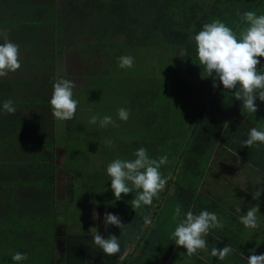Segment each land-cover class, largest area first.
<instances>
[{"label":"trees","instance_id":"1","mask_svg":"<svg viewBox=\"0 0 264 264\" xmlns=\"http://www.w3.org/2000/svg\"><path fill=\"white\" fill-rule=\"evenodd\" d=\"M217 4L210 0H0V5L7 7H25V20L17 16V24L14 21L13 27L19 28L25 21V28L17 31V34L8 35V39L19 45L22 48L20 51L28 49L27 52L32 56V59H26L20 55V69L0 80V108L5 100L11 99L17 109L15 114H0V134L9 133V139L19 137L16 143H8L0 148L4 151L0 152V264L61 262L55 259L53 244L57 212L55 180L56 171L60 168L49 162L50 156L42 153L43 150L50 152L57 146H64L70 151L69 145L74 148L72 150L76 151L71 155L72 159H67L66 172L74 173L75 184L84 183V187L81 186L83 189L76 188L74 194L89 195L85 189H92L93 197L102 198V202L117 204L118 216L124 220L134 213L139 215L146 211L148 205L135 210L132 208V199L138 191L135 189L128 194H121L122 198L116 200L107 172L87 173L82 155H86L89 160V154L91 157L92 152L99 155L101 151L102 157L100 155L98 161L102 163L103 160L106 164L104 171L107 164L116 158L134 159V152L141 147L147 150L151 158L167 156V160H171L177 154L179 144L185 145L188 142L184 137L190 130L192 146L185 153L184 172L175 183L179 191L174 194L176 199H168L162 206L169 191L164 189L152 201L156 204L155 209H160L158 227L162 230V238L154 242L159 251L156 254H164L173 260L175 242L170 239V234L177 223L174 219L175 209L177 205L186 210L195 205L193 193L201 183L207 187L212 186L213 172L208 169V163L217 143L223 142L225 138L220 136L224 125L220 118L227 113L215 99L221 97V106L228 108L232 105L225 98L229 90L224 89L222 84L213 88V78L208 77L203 66L199 65L193 37L205 23L214 19H220L238 34L237 25L243 26L238 13L252 10L258 15L264 14V0H222V4L219 3L222 6ZM2 16L4 18L5 15L0 12V19ZM7 22V26L12 28L13 22L5 19L4 23ZM44 24L55 26L47 33L48 30L40 26ZM78 34L88 36L94 43L80 41L81 36ZM117 37L123 39L116 42ZM1 39L0 43H3ZM57 41L58 45H65L64 49L69 46H86L85 52L96 58L93 61L108 59L102 71L92 73L91 85L88 78L87 86L81 89L85 96L77 105L79 119L73 118L66 122L67 133L77 122L82 134L74 135L72 141L65 137L58 139L59 144L54 135L59 123L52 116L51 106L46 101L48 97L51 98L56 76L63 70L59 66L63 55L59 51L63 50L56 46ZM178 47L184 55L181 56L180 67L188 79L181 93L175 91L173 81L167 75V72L176 71L173 57H176ZM152 54L155 59L150 61ZM125 55L134 58L133 67H119L118 58ZM155 60L158 73L151 72L149 67L150 62ZM66 74L64 70V78ZM94 92H98L94 95L98 104H87L91 99L88 95ZM23 93L26 97L18 101L16 97H23ZM173 103L181 108L190 106L196 110L198 117L188 130H184L185 114L178 112L176 106L172 107ZM19 105L25 106L28 113L19 111ZM121 107L129 110L127 121L118 118L117 109ZM100 112L111 116L118 126L109 124L99 129L96 124L80 121L82 115H88L90 119ZM33 113V129L51 126V135L34 134L30 127L24 129L23 114L30 116ZM60 123L64 128V121ZM21 129L26 138L20 139ZM91 131H95V137L89 135ZM95 139L98 141L95 142ZM106 140H111V145L106 146ZM227 144L236 151L240 150L238 144ZM248 153L245 152V157L249 156ZM259 159H264V149H261ZM170 166L169 163L161 165L163 178L167 176ZM212 187L220 190L224 186ZM90 195L92 201L85 200L88 203L87 209H84L87 214L93 212L92 206L95 204L91 206V203L96 202ZM77 206L79 209L75 208L73 215L84 213L80 208L81 203ZM201 207L199 205L196 210ZM210 207L207 204L204 208L211 210ZM81 216L77 218L80 220ZM79 223L82 226V221ZM217 248H221V245L218 244ZM16 252L25 253L27 259L12 261L11 257ZM154 253L152 248L142 250L141 260L150 259ZM190 258L193 263L189 258L181 259L184 264H203V260L196 255ZM156 260L153 259L151 263ZM214 260L216 264L224 263V260L219 261L217 257Z\"/></svg>","mask_w":264,"mask_h":264},{"label":"clouds","instance_id":"2","mask_svg":"<svg viewBox=\"0 0 264 264\" xmlns=\"http://www.w3.org/2000/svg\"><path fill=\"white\" fill-rule=\"evenodd\" d=\"M237 15L243 23L242 27L240 24L237 25L238 34L220 19H214L210 23H205L193 39L199 65L203 66L208 77L213 78V88L222 84L224 89L233 92L237 100H242V109L255 114L258 111L256 98L264 102V71H260L257 67L261 63L258 57H264V14L258 15L255 11L249 10ZM0 38L3 39V43H0V77H7L10 72L14 73L21 67L19 45L8 39L7 30L0 31ZM118 62L121 68H131L134 58L125 55L119 57ZM75 86L74 81L63 78L59 74L56 76L49 101L51 114L56 120L70 121L75 118L78 105V101L73 99ZM16 110L13 101L9 99L2 103L0 114H15ZM129 114L126 108L117 109L120 120L127 121ZM98 120L101 127L109 124L118 126L113 118L107 115L102 118L93 115L89 123L95 124ZM111 143V140L105 141L106 146ZM261 144H264V125L259 128H250L248 138L243 141V146L251 148ZM232 154L237 157L236 163L239 164L238 153L233 152ZM133 155L135 158L131 160L121 158L112 160L107 164L106 172L110 177V187L116 200L122 198L121 194H128L134 189L138 190L131 204L135 210L142 205L150 206L153 198L164 190L167 179L162 177L160 167L167 163V156H161L159 159L151 158L143 147L137 149ZM256 182L262 186L252 192L253 200H258L264 192V174L258 176ZM236 212L240 213L241 208L237 207ZM258 212H260L259 204H256L249 208L246 214L238 216V219L245 228L258 229L260 227ZM97 218L98 214L94 211L93 219ZM174 219L177 223L170 234V239L177 246L186 248V255L189 257L196 255L199 250L207 252L205 237L210 234L211 229L224 227L223 221L215 212L203 210L195 214L188 210L181 216L179 205L175 209ZM145 220L150 223L147 218ZM103 222L105 231L109 225L118 227L121 232L126 230V224L122 223L118 215L111 212L104 213ZM91 229L93 245L105 254L113 256L121 251L120 239L116 235L109 234L107 238H104L96 227ZM233 251L230 245H225L222 248L213 247L210 254L212 257H217L219 261H223ZM11 259L19 262L27 259V255L16 252ZM246 259L247 264H264V254H252Z\"/></svg>","mask_w":264,"mask_h":264},{"label":"rangeland","instance_id":"3","mask_svg":"<svg viewBox=\"0 0 264 264\" xmlns=\"http://www.w3.org/2000/svg\"><path fill=\"white\" fill-rule=\"evenodd\" d=\"M44 1V0H42ZM210 2L215 3L219 6H222V0H210ZM220 3V4H219ZM0 12L4 14V18L0 19V31L7 30V35L10 34H17V31L25 28V21L19 25V28H13L14 26V21L15 25L17 24L16 18L17 16H21L19 19L25 20L24 13L26 12L25 7L22 6H10L7 7L6 5H0ZM5 19H9L13 22L12 28H9L8 22L7 24L4 23ZM4 20V21H3ZM43 26L45 30H48L47 33H49V30L52 29L55 25L51 26L50 24L47 25H40ZM41 29V28H40ZM79 35V34H78ZM80 41H89L91 43H94V40L88 38V36L84 35H79ZM1 39V38H0ZM123 37H117L115 38L116 42H119ZM2 40V39H1ZM3 41V40H2ZM59 41L55 42L56 46L59 44ZM61 47L63 51H59L60 53H63V55L60 57L59 60V66L61 67V72L58 73L60 76L64 78V70L67 71V74L65 75L66 79H69L71 81L75 82V87L73 88V99H76L78 103L84 98L85 95H83L81 89H83L85 86L88 84V78H89V86L91 85V80L90 78L92 77L93 72H98L102 71L104 64L108 62V59H105L102 61V59L99 60H94L96 58H93L85 52L87 47L82 46V47H66L64 49V44L58 45V47ZM49 48V46H48ZM22 48H19V53L20 55H23L24 58L26 59H32L31 53L27 52L28 49L24 48V52L20 51ZM59 49V48H58ZM150 48H147V50ZM42 50V49H39ZM44 49L43 51H45ZM65 50V51H64ZM177 53L176 57H173V65H177L176 71L175 72H167L168 77L173 81V85L175 86V91L178 93L182 92V89L186 82L188 81L186 74L183 72V70L180 67V64L182 62V57L178 54H181V48H177ZM98 51V50H96ZM154 54H152L149 57V60L151 61L154 58ZM102 61V65H100V62ZM172 61H170V64ZM150 70L151 72H159L158 69V63L157 60L154 62H150ZM65 68V69H64ZM182 71V72H181ZM150 72V74H151ZM159 75V74H158ZM6 77H0V80H4ZM210 84V81L208 82ZM95 94H90V101L87 102L89 104L92 102L91 105H97L99 101H97V97L94 95H97L98 92H94ZM87 96V97H88ZM26 97L25 94L23 93V97L17 96V100L22 101L23 98ZM181 100V99H180ZM47 102L50 101V97L46 99ZM177 107L178 112H183L185 114V117L183 120L185 121L184 125V130H188L189 126L196 121V118L198 117L196 110L193 107H185L181 108V106H177V104L173 103L172 107ZM18 110L22 112H27L25 106H18ZM106 108V107H104ZM78 109V107H77ZM29 111L31 110L28 109ZM78 110L75 113V119H79L78 115ZM88 114V112H84ZM33 115V116H32ZM32 115H25L23 114V124L24 129H33V125H31V122L34 121V113ZM96 116L102 118L105 115L100 112ZM89 118L88 115L84 116L82 115L80 117V121L85 123H89ZM66 122L64 121V128L60 126V121L58 120L59 126L58 129L54 130V135L57 138V143L59 144L58 139H64V137L69 138L70 141L73 140V137L82 134L78 129V124L77 122L72 126V129L69 130L67 133L65 131L66 129ZM201 121L199 120L198 123ZM254 122V121H253ZM100 129V124L99 120L97 123ZM264 125L261 121H259V126L261 127ZM194 129V128H192ZM241 132H239V129H235L234 131L236 132L235 138L231 141L232 144H242V147L240 149H248L246 152L248 153V157H244L241 153L237 152L239 157H244L243 160L239 158V164L236 163L237 157H234L235 161V166L238 169V171L245 177L252 179V183H257L256 178L258 176H261V174H264V159H259L261 156V149H264V144H261L259 146L254 145L252 149H255L253 151L249 150V147L243 146V141H244V136L248 137V132L249 131H244L243 127H240ZM20 131V130H19ZM37 131V132H36ZM51 126L47 127L44 126L40 130H35L33 129L34 134H39V133H49L51 135ZM88 131V130H87ZM95 131L89 132V135H93ZM112 133V132H109ZM40 134V135H41ZM69 134V135H68ZM75 135V136H74ZM95 135V134H94ZM93 135V136H94ZM7 136L8 134L1 133L0 134V148L1 146L8 144V143H16L19 140V137H14L12 139H9ZM192 132L188 130L186 133L185 137L188 142L183 145L182 143L179 144L177 154L172 157L171 160H167V163L171 164L169 169L167 170V176L165 177L167 179V184L164 189H169L167 192L166 199L163 201L162 206L165 205L168 199L174 200L176 199L175 195L178 193V189L175 186V183H177L179 179V175L184 172L185 166H186V161H185V153H187V150L189 149V143L191 142V137ZM95 137V136H94ZM183 137V136H182ZM26 138L24 131L21 129L20 131V139ZM230 138H232V135L230 134ZM97 142L98 140H94ZM93 141V143H94ZM39 142V140H38ZM68 142V141H67ZM40 143V142H39ZM70 151L66 150V147L64 146H57L54 148V150H43L42 153L45 155L49 154L50 160L49 162H52L55 166L59 167L60 169L56 171V199H55V205H56V215H55V220H54V228L56 232H58L61 235V240L59 243L56 245V251L57 254L55 255V259L58 260L61 259L63 260V264H151L152 260L155 258L160 259V263L157 264H178L180 262L181 264H184V261L181 259L189 258L191 261H193L189 256L186 255L187 250L183 246H177L175 244V248L173 251V256L172 260H170L168 257H165V255L157 256L156 253L151 254V258L148 260L141 261V251L147 248H152L155 252H158V249L154 246V242H158L160 238H162V230L158 227V213L160 209H155L156 204L152 202V204L146 209V211H143L141 214L136 215L134 213L130 218L121 220L122 223L126 224V230L121 232V230L114 226V225H109L107 228V231H105V226L103 222V217L104 213L111 212L113 214L118 215L117 211V204L110 203V202H102V198L100 197H93L94 191L90 190L89 188H86L85 190L88 192V194L92 195V197L95 199L96 202L91 203V206L95 204L92 209V211L96 212L98 214L97 219H93V212L91 214H87L84 209H87L88 203L87 202L92 201V199L89 197L87 194H74L76 191V188H82L84 187V183L80 184H75L74 182V173H67V159L71 160V155L75 154V151L72 150V148L69 145ZM8 150L9 149H4ZM0 152H4L2 149H0ZM69 153V154H68ZM90 153V152H89ZM99 155H95L93 152L89 156V160L86 155H82V160L83 163L87 166V173H97V172H106L104 171L105 168V163L102 160V163H100L99 156L101 154V151H99ZM245 155V154H244ZM64 169V171H63ZM75 172V170H74ZM84 173V172H83ZM230 181V180H228ZM262 186V184H258ZM77 186V187H76ZM82 186V187H81ZM87 186V185H86ZM183 186V185H182ZM238 188H244L241 187ZM256 186V185H255ZM184 187V186H183ZM185 189H188L187 186L184 187ZM237 187H233L229 183L225 182L224 187H220V197L222 198H228L232 202L241 200L242 204H245L248 202V199L243 196V190H238L235 189ZM255 188V187H254ZM253 188V189H254ZM83 189V188H82ZM235 189V190H234ZM208 190V189H207ZM209 191V190H208ZM211 191V190H210ZM77 192V191H76ZM92 192V193H90ZM201 192V190H200ZM175 194V195H174ZM264 192L261 193L263 195ZM90 195V196H91ZM96 195V194H95ZM200 201V199H197ZM78 203H81L80 208L84 210V213L73 215L72 211L79 207L77 206ZM211 207H213L214 203L211 201L208 202ZM215 206H219L217 204V201L215 202ZM61 209V210H60ZM188 210L186 209H181V216L184 215ZM217 214L218 218L221 219L224 223L225 221V216L226 210L220 209L218 211H215ZM82 215V216H81ZM80 217V220L77 217ZM145 218H147L149 222H146ZM85 220V221H84ZM79 221H82V226H80ZM84 222V225H83ZM229 224V222H225L224 225ZM92 227H96L97 231L99 234L104 236V238H107L109 234L116 235L120 239V244H121V251L113 256H108L105 254L101 249L97 248L95 245L92 243ZM159 253V252H158ZM171 257V256H169Z\"/></svg>","mask_w":264,"mask_h":264},{"label":"crops","instance_id":"4","mask_svg":"<svg viewBox=\"0 0 264 264\" xmlns=\"http://www.w3.org/2000/svg\"><path fill=\"white\" fill-rule=\"evenodd\" d=\"M258 59L261 62L260 65H258L259 70L264 71V67H261L264 66V57H258ZM226 93L227 95L225 96V98L228 99V104L232 103L231 107L227 108L225 105L221 106L222 100H219L221 97L215 99V101L220 104V107H222L227 113L226 116H221V118L219 117L220 113H218V117L222 121H224L223 130L220 136L222 138H225L223 139V142L217 143V148L213 151L211 160L208 163V169L213 172V176L211 177L212 186H225V182L229 183L233 187H237L235 189L241 191L243 190L242 197H246L248 199V202L242 204L241 200L232 202L228 198H222L220 197V190L212 186L207 187L202 183L196 188L195 192L193 193L195 205L190 206L188 210H191L195 214H197L198 212H201L203 210L215 212L220 209H224L227 212L226 214H224L226 218L224 223L229 222V224L224 225L223 228L211 229L210 234L205 237V240L207 241L208 251L205 252L203 250H199L196 254V256L203 260V264H216L214 257H212L210 254V250L213 247H217L218 244L221 245V248L225 245H230L234 249V251L225 258L223 264H247V256L252 254H264V194L260 195L258 200H253L252 192H255V190L259 189L261 186L258 185L259 183H252V179L243 176L235 166V161L232 153L239 152L245 157L244 154L248 149H240L242 147V144H238L240 150L236 151L227 144L228 142L231 143V141L235 138V129H239V132H241L240 127H243L244 131H249L252 127L259 128V121L264 124V102H261L257 97L255 103L258 106V111L255 114H251L246 109H242V100H237L234 97L232 91L229 90ZM186 107L189 108V106ZM230 134L232 135V138H230ZM247 138L248 137L244 136V140H246ZM192 141L193 140H191V142L189 143V146H192ZM252 148L253 146L249 148V150H255ZM243 156L239 158L243 160ZM239 185L244 188H238L240 187ZM197 199H200V201H198ZM209 201H211V203H214L213 207H210L211 210L209 208H204L205 205L209 204ZM216 201L219 205L217 207L215 206ZM256 204H259L260 212L257 213V217L260 227L258 229L245 228V226L240 223L238 216L246 214L248 209L252 206H255ZM199 205L200 207H202L200 208V210H196ZM237 207L241 208L240 213L236 212ZM244 234H246V236H244ZM60 240L61 235L56 232L54 228L53 244L55 250L56 245ZM238 245H240V247H238ZM56 254L57 251H55V255ZM60 261L61 262L58 263L54 261L53 264H63V260L60 259ZM172 262H174V260H172ZM157 263H160L159 258H157V260L151 264ZM191 263H193V261ZM178 264L180 263L178 262Z\"/></svg>","mask_w":264,"mask_h":264}]
</instances>
